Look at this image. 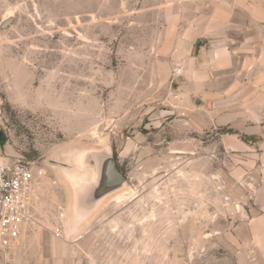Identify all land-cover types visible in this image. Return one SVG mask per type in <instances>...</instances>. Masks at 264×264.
I'll return each mask as SVG.
<instances>
[{"label": "rangeland", "instance_id": "rangeland-1", "mask_svg": "<svg viewBox=\"0 0 264 264\" xmlns=\"http://www.w3.org/2000/svg\"><path fill=\"white\" fill-rule=\"evenodd\" d=\"M219 3L234 1L0 0V154L43 171L21 258L264 264L257 73L195 58L209 40L194 22ZM106 146L126 186L78 221L71 177Z\"/></svg>", "mask_w": 264, "mask_h": 264}, {"label": "crops", "instance_id": "crops-1", "mask_svg": "<svg viewBox=\"0 0 264 264\" xmlns=\"http://www.w3.org/2000/svg\"><path fill=\"white\" fill-rule=\"evenodd\" d=\"M233 1L234 4H216L213 14L209 18L199 21V25L197 21L194 22L192 35L194 34L196 39L204 37L209 40V49L206 47L201 51L200 56L198 58L195 56V58L198 62H200L201 57L208 58L210 60L209 67L215 75L220 71H226L227 73L235 65L236 60H242L241 63L244 69L247 68L251 74L257 73L258 87L264 94V30L258 35L260 44L255 43V35L245 32L238 40L239 49L232 46L236 41L233 37L235 36L234 31H250L254 29L255 24H258V22L264 28V4H261L260 0ZM237 12L246 13L247 20L253 18L252 22L249 21L250 25L247 24L248 22H235L233 15ZM260 219V229L263 231L261 230L259 233L264 235V216ZM250 221L251 218L248 222ZM29 228L24 230L18 244L0 255V264H65L64 260L56 258H21L20 253L28 247L27 243L24 242L28 237ZM29 251H36V249Z\"/></svg>", "mask_w": 264, "mask_h": 264}, {"label": "built area", "instance_id": "built-area-1", "mask_svg": "<svg viewBox=\"0 0 264 264\" xmlns=\"http://www.w3.org/2000/svg\"><path fill=\"white\" fill-rule=\"evenodd\" d=\"M42 174L29 161L0 154V255L18 244L34 223L33 196Z\"/></svg>", "mask_w": 264, "mask_h": 264}, {"label": "water", "instance_id": "water-1", "mask_svg": "<svg viewBox=\"0 0 264 264\" xmlns=\"http://www.w3.org/2000/svg\"><path fill=\"white\" fill-rule=\"evenodd\" d=\"M13 20L14 15L7 16L0 22V28L8 27ZM81 165L86 166L87 174L80 182L72 180L75 189L73 208L78 221L89 218L107 198L126 186L125 179L115 168L113 152L109 146L82 154ZM244 216L249 217L246 210Z\"/></svg>", "mask_w": 264, "mask_h": 264}, {"label": "bare ground", "instance_id": "bare-ground-1", "mask_svg": "<svg viewBox=\"0 0 264 264\" xmlns=\"http://www.w3.org/2000/svg\"><path fill=\"white\" fill-rule=\"evenodd\" d=\"M87 174V169L86 166L81 165L80 166V172L79 174H75L72 176V180L76 183V182H80L81 180H83V177ZM127 193V192H126ZM128 194V193H127ZM131 196V195H130ZM116 197V196H115ZM124 196H119V199L121 200V198ZM123 199V198H122Z\"/></svg>", "mask_w": 264, "mask_h": 264}]
</instances>
